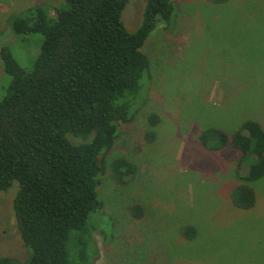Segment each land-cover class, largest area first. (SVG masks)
Instances as JSON below:
<instances>
[{"label": "rangeland", "instance_id": "1", "mask_svg": "<svg viewBox=\"0 0 264 264\" xmlns=\"http://www.w3.org/2000/svg\"><path fill=\"white\" fill-rule=\"evenodd\" d=\"M60 2L0 0V47L7 45L26 70L42 37L14 34L8 18L35 5L54 16ZM173 2L171 25H158L144 42L149 76L99 175L92 264H264V178L252 183L254 206L236 207L230 191L252 158L241 159L230 144L208 150L199 139L211 128L247 134L248 120L264 129V0ZM144 4L125 6L129 31L139 25ZM8 81L0 59V100ZM120 157L134 166L123 183L110 166ZM16 188L14 182L0 191V257L24 260L12 209ZM188 225L192 238L182 233Z\"/></svg>", "mask_w": 264, "mask_h": 264}, {"label": "trees", "instance_id": "2", "mask_svg": "<svg viewBox=\"0 0 264 264\" xmlns=\"http://www.w3.org/2000/svg\"><path fill=\"white\" fill-rule=\"evenodd\" d=\"M129 1L61 0L54 16L35 5L8 18L14 34L42 39L29 70L0 47L9 77L0 100V191L17 183L12 209L27 249L24 260L5 256L0 264H92L99 175L149 76L144 42L158 25H171L175 9L173 0H145L139 25L129 31L121 17ZM243 128L247 134L205 129L199 139L208 150L230 144L241 159L252 158L229 195L247 210L256 201L252 183L264 178V129L253 120ZM110 166L120 183L134 172L125 158ZM182 233L192 238L195 230L188 225Z\"/></svg>", "mask_w": 264, "mask_h": 264}]
</instances>
